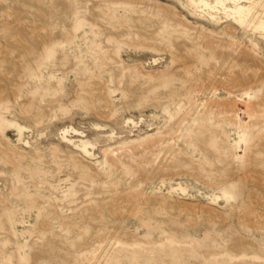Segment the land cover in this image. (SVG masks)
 Returning a JSON list of instances; mask_svg holds the SVG:
<instances>
[{"label": "rangeland", "instance_id": "obj_1", "mask_svg": "<svg viewBox=\"0 0 264 264\" xmlns=\"http://www.w3.org/2000/svg\"><path fill=\"white\" fill-rule=\"evenodd\" d=\"M250 26L189 0H0V264H264Z\"/></svg>", "mask_w": 264, "mask_h": 264}, {"label": "bare ground", "instance_id": "obj_2", "mask_svg": "<svg viewBox=\"0 0 264 264\" xmlns=\"http://www.w3.org/2000/svg\"><path fill=\"white\" fill-rule=\"evenodd\" d=\"M196 8H204L210 17L222 14L240 27L251 28L264 39V7L256 0H189ZM240 129L244 126L239 125Z\"/></svg>", "mask_w": 264, "mask_h": 264}]
</instances>
